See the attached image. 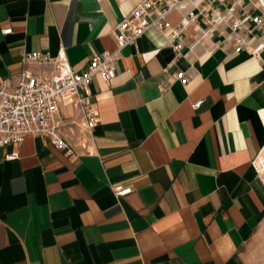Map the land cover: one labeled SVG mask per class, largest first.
Wrapping results in <instances>:
<instances>
[{"label": "crops", "instance_id": "obj_1", "mask_svg": "<svg viewBox=\"0 0 264 264\" xmlns=\"http://www.w3.org/2000/svg\"><path fill=\"white\" fill-rule=\"evenodd\" d=\"M140 2L0 0V85L12 89L24 70L52 71L23 65L21 52L62 49L82 71L116 50L112 30ZM183 16L166 20L176 26ZM170 32L150 28L117 53L110 81L92 79L98 122L90 132L75 103L59 105L70 152L34 136L0 147V264H264L255 166L264 51L234 52L218 32L201 37L187 27L175 56L165 46ZM263 164L260 155V172Z\"/></svg>", "mask_w": 264, "mask_h": 264}, {"label": "built area", "instance_id": "obj_2", "mask_svg": "<svg viewBox=\"0 0 264 264\" xmlns=\"http://www.w3.org/2000/svg\"><path fill=\"white\" fill-rule=\"evenodd\" d=\"M173 11H184L176 26L166 20ZM187 27H196L201 37H211L218 32L222 37L219 42L222 48L229 46L234 52L246 51L258 56L264 51V0H201L197 4L191 0H142L113 28L116 50L102 51L91 57L79 72L69 66L62 49L55 56L47 51L21 52L23 65L52 66L53 69L45 74L24 70L12 89L0 85V147L19 146L27 136H34L46 138L58 149L70 152L67 142L59 134L63 125L58 120L59 105L65 100L75 103L77 118L90 132L98 122L90 90L92 79L98 76L103 82L110 81L115 76L117 53L126 46H135L150 28L159 31L170 28L165 46L171 48L175 56L179 55L183 48L182 31ZM10 32L11 29L2 31L3 34ZM175 76L186 84L184 72H177ZM76 120L75 117L70 123ZM262 153L264 145L256 161ZM17 157V153H12L5 158ZM261 180L264 183L262 177ZM113 191L125 193L128 189L116 186Z\"/></svg>", "mask_w": 264, "mask_h": 264}, {"label": "rangeland", "instance_id": "obj_3", "mask_svg": "<svg viewBox=\"0 0 264 264\" xmlns=\"http://www.w3.org/2000/svg\"><path fill=\"white\" fill-rule=\"evenodd\" d=\"M263 154H264V153H262V156H264ZM261 177H262L263 180H264V164H263V167H262V169H261Z\"/></svg>", "mask_w": 264, "mask_h": 264}]
</instances>
